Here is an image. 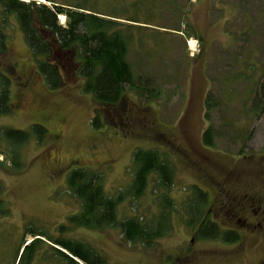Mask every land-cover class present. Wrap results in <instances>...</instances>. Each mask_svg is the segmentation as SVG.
Instances as JSON below:
<instances>
[{
	"label": "rangeland",
	"instance_id": "374dc122",
	"mask_svg": "<svg viewBox=\"0 0 264 264\" xmlns=\"http://www.w3.org/2000/svg\"><path fill=\"white\" fill-rule=\"evenodd\" d=\"M106 2L102 0V7ZM131 2L119 1L122 7ZM156 3L124 14L151 22L149 28H134L129 60L135 75L149 79L159 94L147 100L128 89L118 104L95 101L76 74L60 89L48 88L16 16H9V47L0 55V68L12 80L13 112L0 117V128L27 130L42 123L49 133L42 144L33 139L24 147L27 169L20 174L5 170L6 145L0 144V180L10 208V214L0 218V264H16L24 241L34 239L25 234L28 225L55 236L58 226L80 211V201L67 190L71 169L100 173L107 194L116 196L131 185L133 156L140 148L158 150L175 169L168 195L180 214L172 217V231L152 246L129 243L111 227L69 224L66 236L91 244L113 264H264V114L246 120L253 80L246 75L231 82L253 63L261 70L256 78L261 77L264 0ZM210 95L219 104L212 110L213 122L207 119ZM96 116L100 128L92 123ZM211 122L217 127L235 125L216 138L217 147L203 142ZM155 183L151 177L142 197L127 198L119 206L120 217L157 215L161 201ZM194 185L208 193L210 219L223 231L238 232L239 240L203 239L198 226H189L183 206ZM49 244L46 239L44 249ZM40 262L35 264H56L53 259Z\"/></svg>",
	"mask_w": 264,
	"mask_h": 264
},
{
	"label": "trees",
	"instance_id": "16d2710c",
	"mask_svg": "<svg viewBox=\"0 0 264 264\" xmlns=\"http://www.w3.org/2000/svg\"><path fill=\"white\" fill-rule=\"evenodd\" d=\"M119 1L107 0L102 7V0H0V55L9 47L6 24L9 16L14 15L48 88L58 90L67 83L68 77L76 74L84 81L83 91L100 103L118 104L128 89L141 98L154 99L159 92L154 93L149 79L143 81L135 75L129 60L136 34L134 28H149L151 22L141 19L138 14L127 16L124 11H138V8L151 6L158 0H132L126 7H122ZM179 9L175 6V10ZM61 16L65 17L64 23L61 22ZM186 35L188 38L194 37L193 33ZM242 53L244 51L239 55ZM260 71L253 63L248 65L245 73H237L231 79L233 83L245 79L247 75L249 80H253L249 90L253 97L251 103L248 102L251 108L245 115L246 120L253 116L259 119L264 114V69L261 77L256 78ZM11 94L12 80L0 68V117L13 112ZM212 100L210 95L206 106L207 119L213 122L212 110L217 103ZM92 123L95 128L102 126L99 116L94 117ZM226 124L217 127L212 123L203 133L204 144L217 147L216 138L224 136L223 131L233 125L225 128ZM48 133L49 129L42 123H34L27 130L0 128V144L6 145V150L2 152L5 170L13 174L25 171L27 162L23 158L24 147L33 139L42 144ZM239 154H244L243 149ZM133 166L131 185L116 196L107 194L100 173L84 167L71 169L66 179L67 190L80 201V211L73 214L68 223L59 225L58 235L55 236L44 229L28 225L25 234L32 235L34 239L29 243L24 241L16 264H35L36 261L42 263L51 259L56 264H113L91 244L66 236L65 233L70 230L69 224L90 229L118 228L127 242L147 246L168 235L173 229V215L180 214V209L168 195L174 183L175 169L156 149H137ZM151 177H154L155 189L159 191L158 198L161 201L158 214L150 219L144 215L121 218L119 206L127 198L142 197L147 192ZM5 190L6 185L0 180V218L10 214L8 203L3 197ZM208 198L205 190L197 185L192 186L191 195L183 206L189 226H198V235L203 239H222L227 242L239 240L238 232L223 231L210 219ZM46 239L50 244L44 249Z\"/></svg>",
	"mask_w": 264,
	"mask_h": 264
},
{
	"label": "bare ground",
	"instance_id": "6f19581e",
	"mask_svg": "<svg viewBox=\"0 0 264 264\" xmlns=\"http://www.w3.org/2000/svg\"><path fill=\"white\" fill-rule=\"evenodd\" d=\"M63 21L65 20L64 16H62Z\"/></svg>",
	"mask_w": 264,
	"mask_h": 264
},
{
	"label": "flooded vegetation",
	"instance_id": "af4514ba",
	"mask_svg": "<svg viewBox=\"0 0 264 264\" xmlns=\"http://www.w3.org/2000/svg\"><path fill=\"white\" fill-rule=\"evenodd\" d=\"M59 171L57 170L55 173H58Z\"/></svg>",
	"mask_w": 264,
	"mask_h": 264
},
{
	"label": "water",
	"instance_id": "95a60500",
	"mask_svg": "<svg viewBox=\"0 0 264 264\" xmlns=\"http://www.w3.org/2000/svg\"><path fill=\"white\" fill-rule=\"evenodd\" d=\"M194 241V238L192 239V242Z\"/></svg>",
	"mask_w": 264,
	"mask_h": 264
}]
</instances>
